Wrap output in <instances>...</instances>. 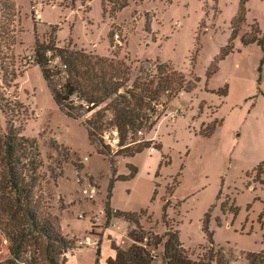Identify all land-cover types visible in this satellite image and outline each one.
I'll return each instance as SVG.
<instances>
[{"label":"rangeland","instance_id":"374dc122","mask_svg":"<svg viewBox=\"0 0 264 264\" xmlns=\"http://www.w3.org/2000/svg\"><path fill=\"white\" fill-rule=\"evenodd\" d=\"M13 1L17 12L0 0V181L3 137L16 133L15 143L26 138V150L14 152L17 173L29 181L36 168V198L76 238L66 264H105L113 253L107 235L101 253L95 244L75 249L81 238L101 240L91 233L95 216L128 246L135 223L115 211L139 214L147 231H177L195 257L211 243L226 264L264 250V0ZM51 37L142 61L141 76L155 61L183 73L185 86L164 92L147 133L154 150L112 161L61 110L40 65L22 66ZM5 237L0 229V261L10 255Z\"/></svg>","mask_w":264,"mask_h":264},{"label":"trees","instance_id":"16d2710c","mask_svg":"<svg viewBox=\"0 0 264 264\" xmlns=\"http://www.w3.org/2000/svg\"><path fill=\"white\" fill-rule=\"evenodd\" d=\"M3 4L5 10L12 6V12H17L14 1L3 0ZM32 55L35 56L34 63L40 65L57 105L68 117L85 124L91 141L96 142L99 151L109 155L112 161L115 156H132L154 144L147 140L150 138L147 133L159 121V105L167 103L161 102L164 92L174 97L177 90L185 86L183 73L168 65L155 61L152 69L141 76L142 61L132 60L129 56L104 57L70 45L59 46L52 37L38 41ZM56 57L60 58V65L52 64ZM29 64L33 63L22 66ZM86 114L92 115L85 119ZM144 129L146 134L140 136L139 132ZM108 131H117L115 145H108L103 140ZM15 134L3 137L1 153L0 229L8 240L10 255L0 264H66L67 253L73 249L76 238L62 234L51 206H44L36 198V168L29 171V181H24L17 173L15 168L19 162L14 152L18 148V151L26 150L23 144L26 138L19 137L15 143ZM105 212L111 216V211ZM114 213L135 224L129 228L131 241L126 248L120 247L116 239L107 234L113 253L106 258L105 264H226L213 243L203 250V255L195 257L182 246L177 231L169 229L160 235L145 230L140 225L139 214ZM95 222L91 233L104 238L106 234L97 231L99 225ZM103 240L95 244L99 246V253ZM246 263L264 264V250L249 252Z\"/></svg>","mask_w":264,"mask_h":264},{"label":"built area","instance_id":"2783aa9c","mask_svg":"<svg viewBox=\"0 0 264 264\" xmlns=\"http://www.w3.org/2000/svg\"><path fill=\"white\" fill-rule=\"evenodd\" d=\"M35 16H36V19H39L40 20V13H37V14H35ZM36 60H35V56L34 55H32V54H30V55H28L27 56V58L25 59V63H34ZM147 62H149V61H147ZM140 75H141V73H140ZM185 111L184 110H182V111H180V113H184ZM115 133L117 134V131H115ZM139 134L140 135H144V130H141L140 132H139ZM150 140H152L153 142H154V137L153 138H151ZM114 141L115 142H117V139L115 138L114 139ZM152 147V146H151ZM152 150H154V148L152 147ZM95 221L96 222H101V218H100V216H95ZM103 232H102V234L103 235H105L106 234V232H107V229H105L104 227H103ZM97 241L98 240H94L93 241V239L92 238H84V239H79L78 240V245H77V248H79V247H84V246H87V245H94V244H96L97 243Z\"/></svg>","mask_w":264,"mask_h":264},{"label":"crops","instance_id":"0c3cea01","mask_svg":"<svg viewBox=\"0 0 264 264\" xmlns=\"http://www.w3.org/2000/svg\"><path fill=\"white\" fill-rule=\"evenodd\" d=\"M167 102V101H166ZM167 103H165V104H163V108H165V105H166ZM154 137V136H153ZM110 223V222H109ZM109 223H108V226H109ZM107 229V233H106V235L107 234H109L110 233V231H109V229L108 228H106ZM99 236V235H98ZM101 239H104V238H102L101 236H99ZM105 237V236H104ZM68 256V255H67ZM66 256V260H68V257Z\"/></svg>","mask_w":264,"mask_h":264}]
</instances>
